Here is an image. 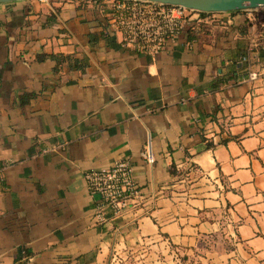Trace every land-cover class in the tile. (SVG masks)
Wrapping results in <instances>:
<instances>
[{"label":"crops","instance_id":"crops-1","mask_svg":"<svg viewBox=\"0 0 264 264\" xmlns=\"http://www.w3.org/2000/svg\"><path fill=\"white\" fill-rule=\"evenodd\" d=\"M107 17L96 0L0 3V264H128L141 240L142 264H264V7L190 21L156 56ZM125 156L141 196L100 221L84 172Z\"/></svg>","mask_w":264,"mask_h":264},{"label":"built area","instance_id":"built-area-1","mask_svg":"<svg viewBox=\"0 0 264 264\" xmlns=\"http://www.w3.org/2000/svg\"><path fill=\"white\" fill-rule=\"evenodd\" d=\"M51 2V0H39ZM107 9V23L119 43L134 51L158 55L166 49L168 42L179 36L185 26L195 20L197 30L202 28V12L183 5L164 4L148 0H96ZM259 44L264 52V21L261 23ZM259 57L255 50H249L240 57L246 64L247 77L259 78L261 70L253 68ZM148 162L154 155L147 147L142 152ZM89 194L96 200V216L106 221L109 215L119 216L129 205L141 196V190L134 174V166L128 156L116 159L108 166L90 168L84 172Z\"/></svg>","mask_w":264,"mask_h":264},{"label":"water","instance_id":"water-1","mask_svg":"<svg viewBox=\"0 0 264 264\" xmlns=\"http://www.w3.org/2000/svg\"><path fill=\"white\" fill-rule=\"evenodd\" d=\"M16 0H0L1 2H12ZM172 5H183L190 9L214 13L236 10H255L264 7V0H148Z\"/></svg>","mask_w":264,"mask_h":264},{"label":"trees","instance_id":"trees-1","mask_svg":"<svg viewBox=\"0 0 264 264\" xmlns=\"http://www.w3.org/2000/svg\"><path fill=\"white\" fill-rule=\"evenodd\" d=\"M206 14H209L207 12H202V15H206ZM103 29H106L107 33H111L112 35H114V33L110 30V28L108 27V23L105 24V27ZM115 36V35H114ZM36 58L38 61H44L46 60L47 58H52V59H55L56 60V66H55V69L58 70L59 67H60V64L65 61L66 59H73L74 61V66L76 68H82L85 66V63H84V59L83 58H79L77 56H71V55H65L63 53H60V52H39L36 54ZM30 95H32V92L29 93ZM26 99L25 97H21V103H26ZM33 253L32 250H30V248L24 246V245H21L19 246L18 248V256H17V259H21L22 261V258L23 256H30L31 254Z\"/></svg>","mask_w":264,"mask_h":264},{"label":"rangeland","instance_id":"rangeland-1","mask_svg":"<svg viewBox=\"0 0 264 264\" xmlns=\"http://www.w3.org/2000/svg\"><path fill=\"white\" fill-rule=\"evenodd\" d=\"M138 245H135V248H131V253L128 255L127 260L128 264H142L140 263L141 259L152 253V245L151 241L141 240L137 242Z\"/></svg>","mask_w":264,"mask_h":264}]
</instances>
